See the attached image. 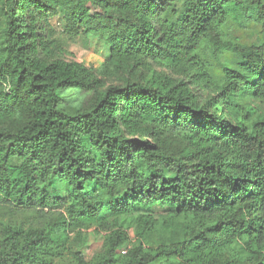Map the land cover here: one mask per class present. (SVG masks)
Here are the masks:
<instances>
[{
    "label": "trees",
    "instance_id": "trees-1",
    "mask_svg": "<svg viewBox=\"0 0 264 264\" xmlns=\"http://www.w3.org/2000/svg\"><path fill=\"white\" fill-rule=\"evenodd\" d=\"M0 5V212L66 209L40 228L1 224L0 264H264V116L247 103H264V41L246 47L226 35L247 20L264 30V0ZM59 10L70 37L109 47L104 76L152 60L183 80L154 74L107 88L83 64L42 59L40 20ZM225 52L237 63L219 76L209 54ZM70 91L84 96L72 112ZM154 207L173 210L171 222L141 214ZM130 217L133 241L122 226ZM93 227L103 253L66 259L70 235L84 243Z\"/></svg>",
    "mask_w": 264,
    "mask_h": 264
},
{
    "label": "rangeland",
    "instance_id": "rangeland-1",
    "mask_svg": "<svg viewBox=\"0 0 264 264\" xmlns=\"http://www.w3.org/2000/svg\"><path fill=\"white\" fill-rule=\"evenodd\" d=\"M183 0H177V6H182ZM1 8V5H0ZM40 24L45 27V44L40 51L42 59L47 61L62 60L65 62H76L83 64L88 68L95 70L97 75L106 82V87L125 86L132 82H146L150 80L154 74L168 76L176 81L183 80V77L167 70L152 60L142 62L141 65L130 67L122 73H114V75L104 76L102 73L104 65L109 61V47L95 36H80L77 38L70 37L66 32V24L64 22V12L58 11V14L48 20H40ZM5 31V19L0 16V43L3 39ZM227 39L241 46H260L264 41V30L261 25L254 21L247 20L242 23H230L226 29ZM237 57L231 52L221 53L216 56L209 54L210 63L214 66L216 74L221 76V71L225 67L235 66ZM105 88V89H107ZM203 99L206 94L198 91ZM64 108L72 112L77 109L83 102L84 96L78 91H70L64 94ZM254 107L258 115L264 116V103L255 102L251 99L247 102ZM173 134V133H172ZM51 190H56L63 194V198H67L66 188L62 184L56 183ZM65 207L55 208L49 207L40 212L25 211L19 208L6 205L0 212V228L1 224L11 223L24 226L25 228H40L55 222L57 217L65 214ZM141 214L152 215L161 222H171L175 212L169 208L154 207ZM126 232L129 233L132 241L135 240V217L125 218L122 224ZM82 237L84 243L76 241V234L70 235L67 245L68 251L64 254L66 259L70 258V251L81 252L86 261L91 262L104 251V233L93 227L89 230H83ZM163 234L157 233L151 237V241L157 243L162 239Z\"/></svg>",
    "mask_w": 264,
    "mask_h": 264
}]
</instances>
